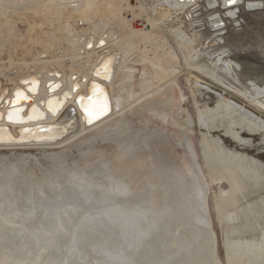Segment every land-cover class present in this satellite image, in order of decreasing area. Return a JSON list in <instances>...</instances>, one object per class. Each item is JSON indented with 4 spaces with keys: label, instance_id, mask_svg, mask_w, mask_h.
Instances as JSON below:
<instances>
[{
    "label": "water",
    "instance_id": "obj_1",
    "mask_svg": "<svg viewBox=\"0 0 264 264\" xmlns=\"http://www.w3.org/2000/svg\"><path fill=\"white\" fill-rule=\"evenodd\" d=\"M0 264H264V133L186 83L64 150L0 151Z\"/></svg>",
    "mask_w": 264,
    "mask_h": 264
},
{
    "label": "rangeland",
    "instance_id": "obj_2",
    "mask_svg": "<svg viewBox=\"0 0 264 264\" xmlns=\"http://www.w3.org/2000/svg\"><path fill=\"white\" fill-rule=\"evenodd\" d=\"M111 1L116 2L117 0H111ZM158 1L161 0H136L133 2L134 4L133 11L135 12V15L133 14V12H128L126 14V17L131 22L133 29H141L144 27V21L141 20L140 16H138L140 13L142 14L143 10H146L147 13H149L150 17L152 18L157 17V14H155L154 11L155 9H157ZM209 1L211 0H195V5L193 6V8H191V11L187 10V14L190 16V19H188L186 13L180 15V18L183 21V30L186 33V35L188 37H194L196 35L197 37L195 50L198 52V56L197 59L192 63L195 66H197L198 64L200 66H203L204 68L208 67L211 70H213L214 67L212 66V62H215L222 53H225L224 58H226V60L228 61H231L234 64V66H236L235 72L236 75H238L237 77L239 78L238 80L240 83L235 81L232 82L231 79H228L227 81L231 82V84H233V86L237 90L246 92L248 94L252 93L253 88L251 87V82L255 83V85H257L260 88H264V0H240L232 8L230 7V9L234 8L236 12L235 16L228 15L229 9L224 8L223 6L224 0H212L215 1L216 3L214 7H210L208 5ZM117 2L115 4H117ZM250 3H260L261 5L260 7H256L255 9L253 8L249 10L248 4ZM140 5H142V7H140ZM14 14L15 13H9V16L7 15V18H9V22L11 24L10 26H12L13 30L17 34V40L12 39V44L7 41L8 39L5 40L4 35H6V31L4 28H2V26H0V32H1L0 33V127L2 128L9 127L8 130L9 133H11L10 136H11L12 144L18 143L19 141L18 135L20 133V128L24 126H28L29 123L31 122V121L29 122L28 120H30L33 110L42 111L46 117V119H43L44 121L39 120V121L31 122L33 125L40 123L55 124L62 121L61 119L65 111L69 108L72 109L75 108L78 115H80L79 104L81 103L82 98L83 99L86 98L85 90L81 89L82 88L80 84L82 82L80 79L81 77H78L76 74H73L75 79L73 80L74 82L72 83L73 84L72 87H69L67 84H65V81L63 80L64 77L63 70L60 67L53 64L51 65L52 67L49 73L52 76L57 77V79L50 80L44 84L43 74L35 70L34 68L35 65L33 64L32 66H29L27 68L25 67L26 65L23 62V60L28 61L30 59H31L30 61H33V58H35V56L36 58H38V56L36 55L37 52L33 49V47L30 44L29 36L46 37L47 35L44 34L43 31L45 30V32H47L48 31L47 29L50 27V25L51 26L54 25L55 27L54 31L58 32L59 31L58 23L56 22L45 23V20L47 18H42L43 15L39 14L38 11L26 12L25 14L26 18H24L23 16L21 17L20 15L22 14L19 12H16V16ZM72 21H74L73 22L74 27L77 28L80 34V41H81L80 43L82 45L80 52L84 53L85 55L87 51L93 52L95 50L97 52V50H99V52H97L99 53L98 57L96 58V60L85 59V61L79 58L78 60L77 59L75 60L74 64H72V62L69 61V58L63 57L67 52V48L62 45L55 47L54 54L56 57H61L58 60V63H61L62 67L65 70L72 69L73 66L78 68L80 65H84L85 62V65H87L88 68L90 66L89 71L92 73L90 79L96 81L99 76L98 71L101 69L102 64L108 61L109 59L112 58L115 59L114 57L115 53L112 54L111 50L108 49L104 50V48L108 46L105 39L102 38L103 41L97 44L96 41L97 36L94 34L95 31L93 28L89 29L91 33L88 36L87 25L84 24L83 21L80 20L78 21L72 20ZM214 24H218L221 27L214 28L212 27ZM166 34L169 40V44L177 48L174 40L175 38L172 36V34L169 32H167ZM19 41H22L23 44L25 43L23 50L19 49L16 46V44ZM187 48L188 47H183L182 50L181 49L178 50L179 62H180L178 68L180 70V73L176 74L175 77L163 83L160 86V88H156V86H154L152 82L149 81L150 74L146 72V70H144V61L138 49L133 51L129 56H127V59L128 58L129 59L125 62L122 70H116V66L112 64V67L110 69L111 72L110 75H108V77H106L104 80H100V79L97 80L98 83H100L102 86L107 88L110 97L109 98L110 110L104 117V120L102 119V121L100 122L96 121L97 123L95 122L92 124V123L84 122L85 121L83 120L84 117H82L83 119L78 118L76 120L77 121L76 127L73 129V131L66 133L64 136L61 137V139H58L54 142H48V143L60 142V145L52 146V145H48V143L46 142V143H40L41 145L39 144L36 146H28L21 148L18 147V148H14L13 150H10L9 148L1 149V150L2 151H44V150H52V148H59V146L65 145L66 142H67L66 143L67 146L71 145L72 143L75 144L77 143L75 141L78 140L80 141L81 139L90 136L91 134H93V132L96 129L102 128L104 126L109 125L110 123L116 122V120H119L129 115L131 112L140 109V107H143L153 102L159 97L166 95L167 93L179 88L180 86L186 83H189L192 86H195L198 83L200 85H203V89L208 87L209 88L208 90L204 89L202 90V92L207 96H209L210 98H212L213 100H215L216 102H218L219 104L221 103L220 101L221 99L219 98L222 97V99H224L225 102H228L229 100V102L237 103L238 105L243 106L247 110L251 111L252 113L264 119V111L257 110L251 106H248L247 105L248 101L244 99L243 96L237 93L234 94L227 92L225 87L209 79L206 75L202 74L201 71L196 70L193 67L194 65L192 67L188 66L186 63V59L189 55V50ZM43 54H42L43 58H47L49 56L47 53H43ZM12 56H13V60L15 61L14 66L10 65ZM135 67L136 69L134 71L133 69ZM171 67L176 68L177 65L173 63ZM55 68L56 70H58V73L53 72ZM185 69H187V71ZM121 71L126 72L125 77L122 75L123 72ZM189 71H191V73H189ZM218 73L221 72L218 71ZM192 75L194 76L192 77ZM107 84H111L113 88L117 90L120 86L125 88L124 91H126L127 93V97H126L127 99L123 106L124 110L119 111L121 110L120 108L114 111L115 101L113 98L114 96H116L117 98L122 97L121 95L122 93L120 94L118 93L111 96L112 91L110 93V89H109L110 85ZM72 90L73 92H71ZM15 93H21L22 96L25 98H23V100L22 99L18 100L17 94ZM155 93L157 96L155 95ZM75 94L77 95L75 96ZM37 96L38 97L40 96L39 100L34 99V97L36 98ZM148 97H150V99ZM51 98L55 99V101L59 104L58 106L60 107V109L56 111L57 114L53 112L56 115H53V113L50 112L45 107L47 101L50 100ZM14 100H16L17 102ZM260 101L264 103V99H260ZM17 104H20L21 106L23 105V107H20V105ZM3 109H5V112H2L4 111ZM15 112L19 115V121H18L19 123L13 124V122L9 121V114ZM3 113H4V117H3ZM50 116H54L55 120L50 121L49 119ZM31 123L30 125H32ZM82 123H83V127L81 125ZM15 126H17V128ZM80 131L83 132L79 133ZM67 134H71L69 136H72L74 138L71 137V139H69L68 141H64L66 140V138L69 137ZM62 142L64 143L62 144Z\"/></svg>",
    "mask_w": 264,
    "mask_h": 264
},
{
    "label": "bare ground",
    "instance_id": "obj_3",
    "mask_svg": "<svg viewBox=\"0 0 264 264\" xmlns=\"http://www.w3.org/2000/svg\"><path fill=\"white\" fill-rule=\"evenodd\" d=\"M117 1H116L117 4H115L116 2H112L111 0H0V26H2V28H4L6 31V35H4L5 40L8 39L7 41L12 44V39L17 40V34L13 30L12 26H10L11 24L9 22V18H7V15L9 16V13H15L14 15L16 16V12H19L22 14V15H20L21 17L23 16L24 18H26V16H25L26 12H28V11L37 12L38 11L39 14L43 15L42 18H47L45 20V23H51V22L58 23V25H59V31L58 32L54 31V29H55L54 25L53 26L50 25V27L47 29L48 30L47 32H49V33L45 32V30L43 31V33L47 35L46 37L42 36L43 37L42 38L41 36H39V37L29 36L30 44L33 47V49L37 52L36 55L38 56V58H36V56H35V58H33V61H30L31 59L28 61L23 60V62L26 65L25 67L28 68L29 66H32L34 64L35 70L37 72H40L43 74L44 84L50 80H56L57 79V77H54L49 73L51 70V67H52L51 65H53V64H55L56 66L60 67L63 70V73H64L63 80L65 81V84H67L69 87H72V85H73L72 83L74 82L73 80L75 79L73 74H76L78 77H81L80 78L82 81L80 83L81 87H82L81 89L85 90V92H86V98L83 99L84 103L87 104L89 98L93 96V93H96L98 98H100L101 100L107 101L108 112H109V110H110L109 98L110 97L108 94V90L106 87H104L100 83H98L97 80L98 79L104 80L106 77H108V75H110V73H111L110 69L112 67V64L116 66V70H122L125 62L129 59V58L127 59V56H129L133 51L138 49L139 52L141 53L142 59L144 61V70H146V72H148L150 74V80L149 81H151L152 84L154 86H156V88H160V86L163 83L167 82L169 79L175 77L176 74L180 73V70L178 68V66L180 64V62H179V51H178L179 49L182 50L183 47H188L187 49L189 50V55L186 59V63L190 67H192L194 65L192 62L195 61L197 59V56H198V52L195 50L197 37H196V35L194 37H188L186 35V33L183 30V21L180 18L181 14L186 13L188 19H190V16L187 14V10L191 11V8H193V6L195 5V0H161V1H158L157 9H155V11H154V13L157 14V17H153V18L150 17L149 13H147L146 10H143L142 14L140 13L138 15V16H140L141 20L144 21V27L141 29H133L131 22L126 17V14L128 12H133V14L135 15V12L133 11V9H134L133 2L136 0H117ZM239 1L240 0H235V3H233L232 0H224L223 1L224 8L229 9L228 15H230V16L236 15L234 8L230 9V7L232 8ZM208 5L210 7H214L216 5V3H215V1L211 0V1H209ZM260 5H261L260 3H250V4H248V7L250 10L253 8L255 9L256 7H260ZM140 7H142V5H140ZM72 20L83 21V23L87 25V35L88 36L91 33L89 31V29L93 28L95 31L94 34L97 36V40H96L97 44L101 43L103 41V39H105L108 46H106V48H104V50L108 49V50H111L112 54L115 53V55H114L115 59L114 58L109 59L108 61H106L102 64L101 69L98 71L99 76H98L96 81L90 79V77L92 76V73L89 71L90 66L88 68L87 65H85L84 61H85V59L86 60L87 59L96 60V58L99 55V53H97V52H99V50H97V52L95 50L93 52L86 50L87 52L85 51L86 52L85 55H84V53L80 52V49L82 46L80 43L81 42L80 41V34H79L77 28L74 27V23H73L74 21H72ZM212 27L217 28V27H221V26L218 24H214ZM193 29H195V28H193ZM80 31H81V29H80ZM167 32L171 33L172 36L175 38L174 40H175V44H176L177 48L169 44V40H168V37L166 34ZM83 43H85V42H83ZM24 44L22 43V41H19L16 44V46L19 49L23 50L24 46H25ZM94 44H95V42H94ZM60 45L65 46L67 48V52L63 57L69 58V61H71L72 64L75 63L76 59L77 60L79 58L83 59L84 61H82V62H84V65H80L78 68L73 66L72 69H69V70L66 69L65 70L62 67V64L58 63V60L61 57H56L54 54L55 53V47L60 46ZM27 46H28V44H27ZM95 47H96V45H95ZM42 50H43V53H47L49 55L47 58L42 57V54H43ZM29 53H31V52H29ZM224 55H225V53H222L215 62H212V66L214 67L213 70H211L208 67L204 68L203 66H200L198 64H197V66L194 65L193 67L196 70L201 71L202 74L206 75L209 79L217 82L219 85L221 84L223 87H225L227 92L234 93V94L237 93V94L243 96L244 99H246L248 101V104H247L248 106H251L257 110L264 111V103L260 101V99H264V88H260L257 85H255V83L251 82V87L253 88L252 93L248 94L246 92L237 90L233 86V84H231V82L227 81L228 79H231L232 82L233 81L239 82V80H238L239 78L237 77L238 75H236V72H235L236 66H234V64L231 61L226 60V58H224ZM10 63H11L10 64L11 66H14L15 61L13 60V56L11 57ZM173 63L177 65L176 68L171 67V65H173ZM135 69H136V67L133 70L135 71ZM185 70L187 71V69H185ZM218 71L221 73H218ZM53 72L58 73V70H56V68H55L53 70ZM121 72H123L122 75L125 77L126 72H124V71H121ZM189 73H191V71H189ZM119 74H120V72H119ZM94 75H95V72H94ZM30 76H31V74H30ZM193 76L194 75H192V77ZM92 79H93V77H92ZM36 83H34V84H36ZM119 83H121V82H119ZM107 85H110V87H109L110 93L112 91L111 96L118 94V93L119 94L122 93L121 94L122 97L117 98L116 96H114V98H113L115 101L114 111L118 110L120 108H121V110H119V111L124 110L123 106H124V103L126 102V99H127L126 98L127 93H126V91H124L125 88L120 86L117 90V89L113 88V86L111 84H107ZM141 86H142V84H141ZM194 87L197 88L198 90H200L201 92L204 89H207V90L209 89L208 87L203 89V85H200L198 83ZM145 90H147V89H145ZM68 91H70V90H68ZM79 91H80V89H79ZM79 91H78V93H79ZM71 92H73V90ZM101 92L103 93L102 96H100ZM24 93H26V92H24ZM157 93H158V91H157ZM15 94H17V93H15ZM147 94H148V92H147ZM76 95L77 94H75V96ZM155 95H156V93H155ZM146 97H147V95H146ZM39 98H40V96L39 97L37 96L36 98L34 97V99H38V100H39ZM148 98L150 99V97H148ZM219 99H221L220 104L222 106H224L225 108H227L228 110H230L231 112H233L234 114H236L237 116H239L240 118H242L243 120H245L246 122H248L249 124H251L252 126H254L255 128H257L258 130H260L261 132L264 133V119L257 116L256 114L252 113L251 111L247 110L243 106L238 105L237 103L229 102V100H228V102H225V100L222 99V97ZM22 100H23V98H22ZM139 101H140V99H139ZM17 105H20V104H17ZM24 105H26V104H24ZM58 105L59 104L55 101V99L51 98L50 100L47 101L45 107L50 112H52V113L55 112L57 114L56 111H58V109H60V107ZM132 105H133V103H132ZM20 107H23V105L22 106L20 105ZM67 107H69V106H67ZM79 108H80V115H78L75 108L74 109L69 108L67 110L65 109L66 111H65L63 117L61 116L62 117L61 122L55 123V124L40 123V124H36V125H33L31 122L43 120V119H46V117L42 111L33 110L31 118H30V120H28L29 122L31 121L30 123L32 125H30V123H29L28 126H24V127L20 128V133L18 135L19 141H18V143H14V144L11 143V136H10L11 133H9V130H8L9 127L8 128L0 127V151H2L1 149H8V148L10 150H13L14 148H18V147L21 148V147H28V146H36V145H39L40 143L54 142L58 139H61V137L64 136L66 133L73 131V129L76 127V122H77L76 120L78 118L84 117V119L82 118L83 120H85L84 122L89 123L88 118L83 111L81 103L79 104ZM5 109H3L4 111H2V112H5ZM15 114L16 115L13 116V121H14L13 124L19 123L18 122L19 121V115L16 112H15ZM56 114L53 113V115H56ZM105 116L106 115H103L100 119L93 121L92 124L95 123L96 121L100 122V121H102V119L104 120ZM3 117H4V113H3ZM49 119H50V121L55 120V117L50 116ZM113 120H114V118H113ZM24 122H26V121H24ZM110 124H112V123H110ZM81 125L83 127V123ZM15 127L17 128V126H15ZM104 127H106V126H104ZM104 127L96 129L93 133L103 129ZM11 128H13V127H11ZM93 128H95V127H93ZM82 132L80 131L79 133H82ZM67 135L69 136L71 134H67ZM68 136H65V137H68ZM71 137L72 136H69L64 141H68L69 139H71ZM72 138H74V137H72ZM20 141H22V142H20ZM75 142H79V140L75 141ZM63 143L64 142H62V144ZM66 143L63 146L62 145L59 146V148H52V150H64L67 147L73 145V143H72L71 145L67 146ZM43 145H46V144H43ZM48 145H52V146L53 145H60V142L48 143Z\"/></svg>",
    "mask_w": 264,
    "mask_h": 264
},
{
    "label": "snow or ice",
    "instance_id": "obj_4",
    "mask_svg": "<svg viewBox=\"0 0 264 264\" xmlns=\"http://www.w3.org/2000/svg\"><path fill=\"white\" fill-rule=\"evenodd\" d=\"M235 3V0H232ZM103 93H100L102 96ZM25 98L22 96L21 93H17V99ZM81 105L85 115L88 118V122L92 123L95 120L100 119L103 115H106L108 112V104L106 100H101L97 97L96 93H93V96L89 98L87 104L84 103L83 98L81 99ZM16 115L15 113L9 114V121H13V116Z\"/></svg>",
    "mask_w": 264,
    "mask_h": 264
}]
</instances>
